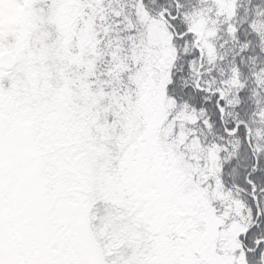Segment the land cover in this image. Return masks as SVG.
Masks as SVG:
<instances>
[{"label": "snow or ice", "instance_id": "6c2138e0", "mask_svg": "<svg viewBox=\"0 0 264 264\" xmlns=\"http://www.w3.org/2000/svg\"><path fill=\"white\" fill-rule=\"evenodd\" d=\"M0 264H264V0H0Z\"/></svg>", "mask_w": 264, "mask_h": 264}]
</instances>
